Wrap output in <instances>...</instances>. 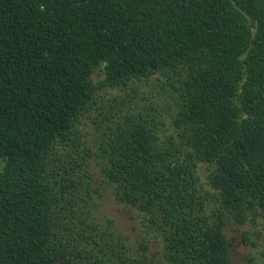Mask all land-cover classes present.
I'll return each instance as SVG.
<instances>
[{"label":"trees","instance_id":"16d2710c","mask_svg":"<svg viewBox=\"0 0 264 264\" xmlns=\"http://www.w3.org/2000/svg\"><path fill=\"white\" fill-rule=\"evenodd\" d=\"M151 77L168 118L133 111ZM92 160L136 247L98 219ZM257 218L264 0H0V264H233L227 226Z\"/></svg>","mask_w":264,"mask_h":264},{"label":"rangeland","instance_id":"374dc122","mask_svg":"<svg viewBox=\"0 0 264 264\" xmlns=\"http://www.w3.org/2000/svg\"><path fill=\"white\" fill-rule=\"evenodd\" d=\"M103 75L96 72L93 75L94 81L102 79ZM135 89V90H133ZM130 97L134 100L132 107L133 111L137 109L141 111L153 110L154 113H164L167 116L166 111L171 104V92L168 84L163 85L161 81L158 82L154 77H151L149 81H142L138 84L132 85L128 89ZM171 90V91H170ZM111 93H117L118 90H111ZM168 118V116L166 117ZM86 132V138L88 142L94 146L93 140L100 137V131H98L94 125L87 121L82 127ZM94 144V145H93ZM97 161L92 160L90 172L93 177V187L100 188L104 192L103 197H98L99 209L98 219L103 220L107 217L112 218L116 226L129 237V242L132 247L137 246V240L142 237H147L145 231L141 226L138 218V212L132 207L119 204L113 198L111 189L109 186L102 184L99 172V166ZM206 165L200 163L198 165V173L203 182L206 178ZM93 197L97 198L96 193H92ZM243 231H247V241L244 240ZM226 233L233 242L230 246L229 255L232 258L233 264H264V221L261 218H257L256 221H248L243 225L229 224L226 228ZM148 238V237H147ZM149 239V238H148ZM253 241L255 244H253ZM151 250L160 248V245L156 244L154 240L150 241Z\"/></svg>","mask_w":264,"mask_h":264}]
</instances>
